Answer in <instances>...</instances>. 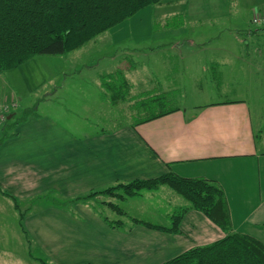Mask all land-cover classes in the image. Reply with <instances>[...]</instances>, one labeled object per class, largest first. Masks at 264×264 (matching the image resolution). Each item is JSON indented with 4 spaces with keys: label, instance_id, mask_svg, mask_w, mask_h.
Here are the masks:
<instances>
[{
    "label": "crops",
    "instance_id": "0c3cea01",
    "mask_svg": "<svg viewBox=\"0 0 264 264\" xmlns=\"http://www.w3.org/2000/svg\"><path fill=\"white\" fill-rule=\"evenodd\" d=\"M228 1L225 2L227 7ZM229 2L233 7L237 6V0ZM221 4L218 0H207L214 15L218 14ZM259 4L260 7H252L255 8L252 17L255 13L264 17V0ZM205 6L202 0H161L143 9H152L147 13L151 12L156 23L164 29L170 23L179 27L174 30L183 31L186 30L185 26L191 27L193 23L195 27L199 24L202 28V10ZM181 15L184 22L179 24L175 18ZM259 25L264 31V22ZM229 28L234 30L232 26ZM186 42L189 45L184 48ZM193 45L195 40L186 38L184 42L176 39L169 45L159 46L182 58L185 51L195 53L200 48ZM224 59L215 60V63L224 68L228 62ZM127 73L125 77L132 91V81ZM102 76L96 83L100 95L99 98L95 97V103L102 104L103 100H107L111 104L105 96ZM249 93L246 92L247 95ZM239 96L208 102L190 112L186 108L173 107L175 110L144 122L117 125L112 130L101 128L95 133L85 134V173L75 168L79 185L74 182L70 172L72 166L62 162L63 155L70 156L74 152V144L78 143L74 136L68 133L43 134V124L40 123H44L43 117L38 115L27 117L11 134H4V127L0 136V264H42L39 258L31 256V243L44 251L52 264H162L192 247L224 237L225 231L202 212L189 207L190 204L167 185L117 199L121 204H116L126 213L120 216L128 221L111 220L86 203L73 209L75 212L66 209V204L70 202L66 203L64 199L71 200L82 191L102 190L117 183L153 178L167 172L188 178H204L218 185L229 210L231 231L248 234L264 242V129L256 128L257 119L253 120L252 107L246 97ZM1 100L4 101L3 106H8V112L14 107V102L18 106L10 91ZM8 115H11L10 118L13 116L11 113ZM258 121L263 123L262 117ZM25 142H32V145L27 146ZM64 150L66 154H61ZM41 158L46 161L41 162ZM48 187L57 192L54 193L57 196L54 195L55 198L47 205L43 201L34 210L37 207L34 195H41V191ZM138 198L144 199L149 206L146 217H143L145 219L137 217L143 216L139 214L145 211L140 207L134 208V211L126 208L127 204L131 205V201ZM14 200L18 203L17 209ZM21 207H24L22 217L19 216ZM181 207H188V210L178 232H163L131 222V218H136L167 227L170 226V215ZM108 210L118 214L112 209ZM75 214L85 217L84 240L75 234L67 236L66 241L60 244L59 227L55 223L59 222L65 227L70 225L71 230L75 231L76 224L81 223L78 217H73ZM105 218L111 222L121 220L122 226L111 227ZM12 219L15 230L10 226ZM52 225L56 227L52 229ZM76 231L83 237V230ZM11 232L16 234L12 235ZM111 236L117 245L112 243V248L105 251L106 246L99 245L97 240ZM11 237L19 244L17 250L8 248L2 242L4 238L8 240ZM75 238L80 244L74 246ZM86 240L91 242L87 243ZM60 250L67 252L60 255ZM109 252H114V256L106 257L105 253ZM72 254L85 258L74 261Z\"/></svg>",
    "mask_w": 264,
    "mask_h": 264
},
{
    "label": "rangeland",
    "instance_id": "374dc122",
    "mask_svg": "<svg viewBox=\"0 0 264 264\" xmlns=\"http://www.w3.org/2000/svg\"><path fill=\"white\" fill-rule=\"evenodd\" d=\"M229 1L227 7L226 0H218L222 4L218 8V14L214 15L212 7L207 5V0H202L206 4L202 10V28L199 24L195 27L196 24L193 23L191 27L185 26L186 30L183 31L174 30L177 25L170 23L164 29L156 23L151 12L147 13V10L152 9H142L133 17L98 34L78 49L61 55L37 54L16 68L0 73V99L10 91L18 103L16 107L14 102V107L7 112L13 114L12 118L7 119L6 114L5 120L0 123V136L3 127L4 134H11L15 132L18 124L33 115L43 117L42 121L47 124L40 122L43 124V134L68 133L74 136L78 141L74 144L76 149L73 148L74 152L70 156L63 155L62 162L72 166L70 172L73 174L74 182L79 185L75 168L85 173V134L95 133L101 128L112 130L117 125L133 124L138 117L150 115L160 109L182 107L190 112L199 105L235 99L240 95L239 97H246L252 107L253 120L257 119L254 121L256 128L263 130L264 31L261 25H254L251 22L252 14L256 7H260L261 0H237L236 7ZM254 6L255 8H252ZM183 18L181 15L175 20L182 24ZM230 26L234 27V30H230ZM186 38L195 40L193 46L197 45L196 48H200L196 49L195 53L185 51L182 58L174 56L166 47L159 46L169 45L176 39L184 42ZM188 45L186 42L184 48ZM223 59L228 61L224 68L215 63V60ZM118 68L124 76L127 71L132 81L133 89L131 91L130 85L129 99L116 105L110 104L107 100H103L102 104L95 103L100 95L96 87L99 77L104 74L102 76L104 78L108 75L105 73ZM247 91L250 92L248 95ZM159 97L160 104L148 105V101ZM0 103L3 105L4 101L1 100ZM259 117H262L263 123H259ZM25 143L27 146L32 145V142ZM60 153L66 154V151ZM40 160L46 161L45 158ZM83 183L85 184V179ZM93 191L80 192L78 196H74L78 200L64 199L66 203L70 202L66 204L68 205L66 209L74 211L73 209H78L86 203L91 209L107 215L111 220L128 221L126 217L108 210V203L121 204L118 198L101 193L94 194ZM97 191L99 190L95 192ZM54 193L57 192L48 187L41 191V195L35 194L34 203L37 207L34 210L38 209L43 201L47 205L55 198L54 195L57 196ZM73 203L78 206H74ZM136 207L145 210L143 214H139L143 216H137L145 219L143 217H146L149 206L144 199H133L131 205L129 203L126 206L129 211H134ZM15 208H19L18 203ZM23 209L24 207L19 209L20 217L23 215ZM73 217L80 220L81 223L75 227L76 230H83V237L75 233L76 230H71L70 225L65 227L56 222V226L59 227L57 231L60 244L66 241L64 239L67 236L75 234L84 240L85 217L77 214ZM10 226L15 230L13 219ZM56 226L52 225V229ZM11 234L15 235L16 232ZM97 241L99 245L106 246L105 251L112 248V243L114 246L117 245L112 236ZM2 242L12 250L18 249L19 244H16L12 237L8 240L4 238ZM76 244H80L77 238L74 246ZM29 252L31 256L43 259L46 264H52L44 251L39 250L33 243ZM66 252L67 250H60L58 254ZM105 254L109 258L114 256V252ZM72 255L74 261H82L85 258L80 254Z\"/></svg>",
    "mask_w": 264,
    "mask_h": 264
},
{
    "label": "trees",
    "instance_id": "16d2710c",
    "mask_svg": "<svg viewBox=\"0 0 264 264\" xmlns=\"http://www.w3.org/2000/svg\"><path fill=\"white\" fill-rule=\"evenodd\" d=\"M160 1L0 0V72L15 68L37 54L61 55L78 49L137 11ZM102 86L105 96L113 104L129 99L130 84L121 70L102 77ZM160 100L161 97L153 98L148 101V105L160 104ZM173 110L175 108L160 109L138 117L135 123ZM160 185L169 186L190 204L189 207L202 212L225 231L224 237L192 247L162 264H264V242L251 235L231 231V219L223 191L207 179L182 177L167 172L153 178L121 182L93 193L124 199L138 195L143 190L156 189ZM14 204L17 207L16 200ZM107 206L119 215L126 214L117 204L108 203ZM187 210L188 207H181L173 212L170 215V226L167 227L136 218H131V222L163 232H178ZM105 221L111 227L122 226L121 220L111 222L105 218ZM40 261L45 264L44 260Z\"/></svg>",
    "mask_w": 264,
    "mask_h": 264
},
{
    "label": "built area",
    "instance_id": "2783aa9c",
    "mask_svg": "<svg viewBox=\"0 0 264 264\" xmlns=\"http://www.w3.org/2000/svg\"><path fill=\"white\" fill-rule=\"evenodd\" d=\"M251 22L254 25H259L262 22H264V17H263V15H261L259 13H255L253 15V17L251 18ZM7 112H8V106L7 105L6 106L0 105V123L5 120V116H6Z\"/></svg>",
    "mask_w": 264,
    "mask_h": 264
},
{
    "label": "water",
    "instance_id": "95a60500",
    "mask_svg": "<svg viewBox=\"0 0 264 264\" xmlns=\"http://www.w3.org/2000/svg\"><path fill=\"white\" fill-rule=\"evenodd\" d=\"M11 117V115H8L7 118L9 119Z\"/></svg>",
    "mask_w": 264,
    "mask_h": 264
}]
</instances>
